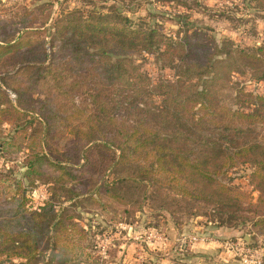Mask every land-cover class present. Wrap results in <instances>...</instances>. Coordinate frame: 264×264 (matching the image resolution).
<instances>
[{"label": "trees", "instance_id": "trees-1", "mask_svg": "<svg viewBox=\"0 0 264 264\" xmlns=\"http://www.w3.org/2000/svg\"><path fill=\"white\" fill-rule=\"evenodd\" d=\"M254 1L264 10V0ZM164 16L179 25L175 35L163 30V22L135 20L117 6L106 13L96 7L70 11L55 20L50 58L39 37L31 40L37 32L26 30L9 39V30L0 27L5 43L0 44V67L23 62L17 73L30 71L27 86H14L20 109L0 87V144L1 122L24 126L23 112L28 110L38 117L29 133L31 153L24 173L31 182L46 181V168L50 182L60 185L69 200L81 194L65 184H79L90 196L105 194L133 208L146 203L169 212L177 222L180 215L206 216L226 227L254 220L264 229V142L238 141L264 124V92L239 87L232 97L237 108L221 102L234 73L247 68L264 81V45L244 48L231 39L218 41L187 14ZM40 51L41 59L27 55ZM143 52L154 55L161 68L173 69L174 79L162 78L153 85L135 62V55ZM76 72L93 73L88 77L93 88L86 93H91L98 111L90 114L76 107L64 114L52 106L35 108L33 96L27 97L39 82L49 96L70 95L82 87L81 81L67 82ZM119 84L134 93L131 100L140 98L120 103L126 120L118 118L119 109L110 115L102 99L103 93L118 91ZM64 86L68 88L61 92ZM148 88L152 93L146 95ZM153 93L161 99V109L150 102ZM74 121L79 122L73 125L76 138L60 135L64 149L54 155L56 130ZM172 122L177 129L170 127ZM186 126L194 132L183 131ZM247 162L253 166L250 183L259 193L256 203L249 193L223 179L229 169ZM19 191V183H11L0 172V258H25L20 264H78L92 259L88 244L82 242L87 231L75 213L67 207L58 210L50 202L40 211H29L28 197L17 198Z\"/></svg>", "mask_w": 264, "mask_h": 264}, {"label": "rangeland", "instance_id": "rangeland-1", "mask_svg": "<svg viewBox=\"0 0 264 264\" xmlns=\"http://www.w3.org/2000/svg\"><path fill=\"white\" fill-rule=\"evenodd\" d=\"M180 1L184 4L176 6L168 0H0V27L5 26L9 30V39L20 37L19 35L26 30L37 32L31 40L34 41L39 37L49 54L47 58H50L49 41L57 18L76 9L87 11L96 7L106 13L117 6L135 20L144 19L150 23L163 22V30L168 34L175 35L179 25L173 21H167L164 14L183 13L188 15L190 21L209 28L210 33L218 41L231 39L236 45L244 48L264 45V10L259 8L254 0ZM2 37H0V44H5L1 41ZM40 53L42 51L27 55L30 57L35 55L41 59L44 55ZM24 56L23 54L22 57L25 59ZM17 57L18 55H15V58ZM134 58L142 70L150 75L153 85L162 78L174 79V70L161 68L154 55L143 52L136 54ZM62 61L65 62V58ZM22 63L16 66L7 64L0 67V87L6 91L11 102L19 109V96L14 86H27L30 73L29 70L17 73ZM85 73H73L70 80H67L68 83L79 84L81 81L82 84L81 88L73 89L70 95L60 93L49 96L44 84L39 82L38 86L35 85L34 91L27 94V97L33 96L36 102L35 108L52 106L66 114L70 111L75 112V108L80 107L86 111L89 110L88 113L91 114L94 109L97 110V105L91 93L86 91L89 87L93 88L88 78L93 73ZM230 80L232 85L231 88L224 90L222 104L237 108L232 97L235 95V89L239 87L246 91L264 92V81L257 80L250 69L246 68L242 73H234ZM3 81L12 86L5 85ZM119 85L118 91L103 93L102 99L107 102L105 104L110 115L119 109L122 114L118 118L126 120L128 117L120 105H127L134 101L131 100L134 93ZM67 88L64 86L61 92ZM149 89L151 88H148L144 94L152 93ZM151 96L149 100L153 106L161 109L163 103L158 95L153 93ZM140 105L142 106V102ZM243 110L248 111L246 108ZM23 113L27 118L24 126L16 121L1 122L4 140L0 144V172L7 174L11 183H19L20 191L16 197L19 198L22 194L28 197L26 207L29 211H40L41 207L50 202L58 210L67 207L69 212L76 214L77 221L87 231V237L82 242L85 245L88 244L86 248L92 253V259L89 258L78 264H246L245 257L262 261L256 264H264V229L260 225L255 226L254 220L237 227H226L210 221L206 216L180 215V220L177 222L169 212L152 208L149 204L145 203L139 208H133L131 204L114 201L105 194L90 196L89 193H83L79 184L72 186L67 183L66 189L72 188L76 193L81 194L78 198L69 200L67 193L59 188L60 185L50 182L52 176L49 174L50 169L46 168V181L31 182L24 173L28 155L31 153L29 145L32 142L29 133L38 123V117H34L28 110ZM158 118L159 116L156 120ZM72 123L68 126L61 124L56 130L58 146L55 144L53 148L54 155L61 154L64 149V138L60 140L58 138L60 135L64 133L73 139L76 138L73 125H78L79 122ZM170 127L175 130L178 124L172 122ZM187 128L182 127V130L194 132L190 126ZM25 130L26 136H24ZM253 139L264 142V124L242 135L238 141L246 143ZM252 171L253 166L250 163L238 164L229 169L223 179L249 193L253 203H256L259 193L250 183L249 175ZM246 207L249 206L246 205ZM209 211L214 212L212 208H209ZM248 215L252 214L249 212ZM21 262H26V259L8 258L5 255L0 258V264H20Z\"/></svg>", "mask_w": 264, "mask_h": 264}, {"label": "built area", "instance_id": "built-area-1", "mask_svg": "<svg viewBox=\"0 0 264 264\" xmlns=\"http://www.w3.org/2000/svg\"><path fill=\"white\" fill-rule=\"evenodd\" d=\"M244 262L246 264H256V263H261L262 261L261 260H253V259H249V258L245 257Z\"/></svg>", "mask_w": 264, "mask_h": 264}]
</instances>
